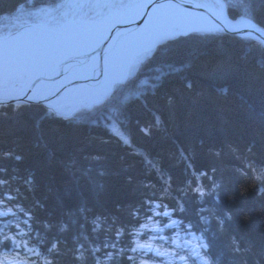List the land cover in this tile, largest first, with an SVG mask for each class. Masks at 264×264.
Instances as JSON below:
<instances>
[{
  "label": "trees",
  "instance_id": "trees-1",
  "mask_svg": "<svg viewBox=\"0 0 264 264\" xmlns=\"http://www.w3.org/2000/svg\"><path fill=\"white\" fill-rule=\"evenodd\" d=\"M59 1L0 0V17L22 6ZM245 3L253 5L250 11L256 20L264 18V4L257 0ZM226 11L232 19L249 18L245 8L226 6ZM205 32L200 31L199 36L179 34L157 44L139 69L111 93L116 97L107 100L109 95L92 107L78 109L68 120L58 118L40 103L18 111L11 106L3 110L6 114H0V180L9 183L0 185V192L20 196L19 205L25 209L20 212L19 207L13 208L16 216L7 218L13 227L19 223L22 231H30L23 223L28 219L40 235L49 239L63 236L71 248V235L79 234L80 224H84L88 247L113 253L124 248L127 255L137 257L136 264L149 254L156 264H175L170 244L158 239L152 247H159L162 255L141 256L127 251V235L117 238L115 232L123 233L124 228L143 222L146 229H132L133 232L155 236L147 229H157L163 223L146 219L141 205L150 199H163L171 211L173 203L179 201L187 209L180 215L187 218L185 223L191 220L197 226L193 231L209 244L211 258L218 257L221 264H264V256L260 255L264 250V195L255 190L260 181L251 172L245 175L241 171L247 159L264 161V69L259 67L262 57L241 35L228 32L219 38H202ZM188 81L193 85L191 90L185 86ZM225 88L226 95L220 92ZM107 112L113 118H109L114 125L109 126L111 129L102 126L105 121L95 120ZM249 146L251 153L246 151ZM232 148L239 151L233 153ZM17 156L21 159L17 160ZM189 165L195 171L207 170L211 179L221 185L217 189L219 204L211 197L207 204L221 215L225 210L231 212L233 219L226 222L223 231L211 217L208 225L200 222L196 196L179 191L190 177ZM162 176L171 178L167 191L161 190ZM29 177L31 190L26 183ZM201 182L209 184L206 178ZM37 201L43 207H37ZM81 206L91 210L85 213L88 221L77 211ZM69 211L76 213L72 219L77 223L67 234L55 228L45 233L40 223L33 222L34 214L36 221L70 224L66 215ZM244 213L249 216L246 221L241 219ZM97 216L101 217L99 227L92 232L91 221ZM6 222H0V227ZM205 227L207 231H202ZM172 231L185 235L181 228ZM233 236L242 248L251 244V251L233 252ZM144 237L135 239L139 242ZM186 238L196 245V238ZM105 241L116 243L117 249H103ZM38 247L44 250V245ZM62 250L66 251L63 246ZM97 255L104 264H132L121 255L106 261L102 253ZM59 264H74L71 253L64 255ZM189 264L195 262L190 260Z\"/></svg>",
  "mask_w": 264,
  "mask_h": 264
},
{
  "label": "snow or ice",
  "instance_id": "snow-or-ice-1",
  "mask_svg": "<svg viewBox=\"0 0 264 264\" xmlns=\"http://www.w3.org/2000/svg\"><path fill=\"white\" fill-rule=\"evenodd\" d=\"M69 2L74 4H110L109 0H63L61 3H55L56 5H60L62 3ZM258 3L264 4V0H257ZM225 4L230 9L236 8H245V15L249 18L247 20L242 21L243 28L232 27L228 28L227 26H219L216 25L214 28L207 30L203 37H215L219 38L221 35L231 32L234 35H239L241 32L244 33L241 36V39H244L249 42L252 48L259 50V54L262 59L259 61V67L264 69V18L256 20L255 17L251 15L250 9L253 7L252 4H246L245 0H225V3L220 4L221 7H225ZM160 4L157 3V0H148L147 9L143 16L139 19V21H135V24H139L143 22L148 17V12L154 7ZM200 7H204V5H199ZM255 21V22H254ZM115 28L112 29L108 38L103 41L100 46V49L94 50L89 53V55H94L96 51H101L104 49L109 41L111 40L112 35L114 34ZM200 30H193L191 32L184 33L186 36H199ZM182 69H177L180 71ZM9 72V61L5 53V44L2 39H0V91H2L3 84L5 80L8 78ZM185 86L191 90L193 87L190 81L186 82ZM227 89H221L220 92L224 95L227 94ZM37 101L28 98L24 99L23 95L19 98L15 97H6L0 95V114H6L3 112L4 109L11 106L14 111L20 110L22 107L31 106L32 103H36ZM99 103V102H98ZM168 103H172V98L169 97ZM98 106V105H97ZM58 118L68 120L71 116L67 114H58ZM160 118L156 117V123L159 125ZM97 123V122H96ZM127 143V141H125ZM231 147V146H230ZM233 153H237L239 150L236 148H232ZM247 152L251 153L252 148L249 146L246 149ZM217 156L220 155L219 151L215 153ZM239 158V156H237ZM17 160L21 159L20 156L16 157ZM99 159V157H96ZM74 163V162H73ZM190 177L185 182V187L179 189L180 192L187 195V193L191 192L197 198V203L200 205L196 209V215L199 218V221L204 225H208L211 219L216 221L217 227L219 231L224 230V226L226 222H229L233 219V216L229 210H225L223 214H219L218 209L209 207L207 204V200L209 197L214 199L217 204L220 202L219 192L217 189L221 187L219 183L215 180H212L209 176V172L207 170H193V166L189 165ZM214 172L215 169H212ZM243 174H247L251 172L253 176L260 181V184L256 186L255 190L258 194L264 195V161L257 162L254 159H247L244 162V168L241 170ZM101 175L104 173L101 172ZM17 177H13L12 179H16ZM202 178H206L209 180V184H203ZM170 177H161L162 182V191H167L170 187ZM9 183V181L0 180V185H5ZM26 183L29 185V190H31L32 178L29 177ZM151 187V185H147ZM16 193L19 192V189L15 190ZM229 199H234L233 197H229ZM20 196L16 194H12L11 191L8 193L0 192V222L7 221L4 223L3 227H0V264H59V260L66 255L67 253H71L72 260L74 264H104L101 257L97 255V253H102L104 260H115L116 255H121L126 260L132 262V264H136L137 257L129 256L126 254L124 248L117 249L116 243H108L105 241L103 243V249H117L116 253L102 251V248L96 247L91 248L87 246L88 236L85 234L83 229L85 228L84 224H80L81 231L79 234L71 235L70 239L72 240V247L68 248V239L63 236H53L51 239L47 237V235H40L39 231L33 229L32 224L29 223L28 219L23 221L25 227L29 228L30 231H22L20 224L17 223L14 227L11 225V221L7 218L9 216L15 217L16 212L13 211V208L19 207L20 212H25L23 207L19 205ZM37 207H43L36 202ZM144 210L145 218L148 220H153L156 223H163V226L158 227L157 229L148 230L159 235L154 236L153 239H159L165 244H170L173 248V251L170 253L172 255V259L175 264H189V261H194L195 264H221L220 259L211 258V253L208 251L209 244L204 242L203 236H196V232L193 231L197 226L192 223L191 220L186 221V217L180 214H184L187 212V209L184 207V204L179 201H175L171 206V211H169L170 205L165 203L163 199H160L157 202L155 199H150L145 202V204L141 205ZM81 217L88 221L86 212L91 211L90 209H86L84 206H81L77 210ZM204 213H209V215H204ZM27 215V213H25ZM69 217L71 223L66 224L63 221L59 222H51V221H36L33 214V222L40 223L41 227L44 229L45 233L51 232L52 229H56L59 233L67 234L72 232V225H75L77 221L72 219L73 216L76 215L75 212L69 211L66 213ZM134 215V214H133ZM175 217V218H174ZM159 218V219H158ZM101 219L100 216L95 217L91 224L93 227L91 228L92 232L97 231L99 224L97 223ZM138 219V218H137ZM242 220H248L249 216L247 213H244L241 216ZM135 227V225H134ZM139 228L146 229V224L140 222L138 225ZM177 228H181L185 235L180 236L179 232H176L173 236H164L163 233L165 229L175 230ZM198 231L200 229H197ZM202 231H207L205 227ZM33 232L36 233L33 236ZM122 234L128 236V248L129 252H139L141 256L152 253L153 256H161V250L159 247L153 248L151 244L139 243L135 237H144L145 232L136 231L133 232L132 228H124L123 233L120 230L115 232V236L119 238ZM186 237L196 238L197 243L194 246L191 243L190 239ZM83 238V240H81ZM38 245H44V250L41 251ZM63 248L66 251L62 250ZM251 244L246 248H242L239 240L233 236L231 237V248L235 253H241L251 251ZM261 256H264V250L260 252ZM23 256V259L21 258ZM139 264H149L148 260L140 259Z\"/></svg>",
  "mask_w": 264,
  "mask_h": 264
},
{
  "label": "bare ground",
  "instance_id": "bare-ground-1",
  "mask_svg": "<svg viewBox=\"0 0 264 264\" xmlns=\"http://www.w3.org/2000/svg\"><path fill=\"white\" fill-rule=\"evenodd\" d=\"M147 2L148 0H142L123 12L107 15L100 20L79 19L68 21L61 26L30 24L12 33L0 35L5 44L10 72L0 95L15 98L23 95L26 99H41L52 107L51 110L62 103L84 101L95 88L100 65L104 66L105 59L114 54L123 38L126 35H137L140 27L155 25L160 18L169 20L171 25L167 30H155V40H162L177 30L191 32L194 29H212L216 25L243 28L241 22L244 20H233L220 9L204 10L196 0H157L160 5L148 12L145 21L132 28L131 24L144 15ZM119 23L131 27L127 26L126 31L124 28L115 29L111 40L101 53L96 51L87 58L86 53L76 52L85 43L97 41L100 45ZM151 43H147V46ZM121 47L130 50L138 48L137 45L127 44ZM30 69L37 70L32 74H24ZM14 78H17L15 83L9 87L5 86V83ZM55 113L60 114V111ZM130 228L142 230L138 226ZM153 229L156 228L147 230ZM175 233L172 230H165L163 235L173 236ZM157 235L159 234L155 233V236ZM153 237L151 235L141 238L139 243L151 242L149 244L154 245L158 239ZM172 250L170 248V252Z\"/></svg>",
  "mask_w": 264,
  "mask_h": 264
},
{
  "label": "rangeland",
  "instance_id": "rangeland-1",
  "mask_svg": "<svg viewBox=\"0 0 264 264\" xmlns=\"http://www.w3.org/2000/svg\"><path fill=\"white\" fill-rule=\"evenodd\" d=\"M142 0H109L112 2L110 4H74L65 2L60 5L51 3H41L33 6L21 7L13 14L3 15L0 17V35H6L18 30L21 27L30 24H48L52 26H61L68 21H75L79 19H94L100 20L103 17L113 14L123 12L125 9L131 7L132 5L140 3ZM201 5H204L208 9H220L227 13L226 5L221 7L220 4L224 3V0H196ZM60 0L57 3H61ZM238 20H247L240 17ZM171 22L165 19H158L155 25H146L145 27H140L138 34L135 36L126 35L123 38V42L119 43L120 46L114 51V54L105 59L104 68L100 76L95 80V88L84 101L81 102H68L62 103L51 110L54 114L55 111H60V114L71 115L75 113L78 109H87L92 107L98 102L100 103L104 99H107L111 93H115L116 89L122 85L127 79H129L138 69L142 60L152 51V49L159 43L167 40V38L187 33V31L177 30L171 33L164 39L155 40V30H167L170 28ZM200 31H207L201 29H194ZM134 37V38H132ZM154 37V38H153ZM153 38V40H152ZM151 45L147 46V43ZM123 44L127 45H137L138 48L135 50H130L128 48L121 47ZM97 41L85 43L81 46L77 53H87L98 46ZM55 69V68H54ZM37 69H30L24 74L35 73ZM17 78L5 83V86L12 85L16 82ZM116 96L111 95L107 100L114 98ZM130 97V96H129ZM112 109V108H111ZM58 115V114H57ZM110 112H107L103 116L97 117L95 120L105 121L103 127L114 126L110 117ZM111 118V119H109ZM116 122H114L115 124ZM100 126V125H97ZM115 128V127H114ZM111 129V128H110ZM147 131V130H146Z\"/></svg>",
  "mask_w": 264,
  "mask_h": 264
},
{
  "label": "water",
  "instance_id": "water-1",
  "mask_svg": "<svg viewBox=\"0 0 264 264\" xmlns=\"http://www.w3.org/2000/svg\"><path fill=\"white\" fill-rule=\"evenodd\" d=\"M202 9H204V10H207L208 8H205V7H201ZM137 21H139V20H137ZM128 24H130V23H128ZM140 24V23H139ZM139 24H135V23H132L131 24V26H132V28H135V27H137ZM127 26H130V25H127V24H125V23H119V24H117L114 28L115 29H117V28H119V30H120V28H124V30H125V28H127ZM130 26V27H131ZM112 31V30H111ZM111 31L109 32V34L111 33ZM126 31V30H125ZM129 31V30H128ZM114 32H115V30H114ZM120 32V31H119ZM109 34L107 35V38H108V36H109ZM240 34H244V33H240ZM106 38V39H107ZM103 43V42H102ZM101 43V44H102ZM101 44L98 46V47H96L97 49H100V46H101ZM97 49H95V50H97ZM92 52V51H91ZM89 53L90 52H88V53H86V57L88 58L90 55H89ZM98 53H101V51L99 52L98 51ZM103 68H104V66H103V64L102 65H100V69L98 70V74H97V76H100L101 75V73H102V71H103ZM25 100H27L26 98H24ZM32 100H34V101H37L36 103H40V104H43L44 106H46V107H48V108H52L51 106H49L48 104H47V102H45L44 100H41V99H32Z\"/></svg>",
  "mask_w": 264,
  "mask_h": 264
}]
</instances>
